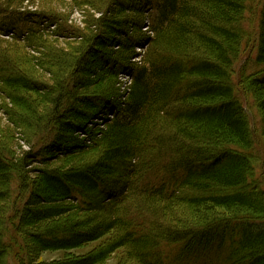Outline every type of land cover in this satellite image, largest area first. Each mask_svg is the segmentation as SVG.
Listing matches in <instances>:
<instances>
[{
    "label": "trees",
    "instance_id": "trees-1",
    "mask_svg": "<svg viewBox=\"0 0 264 264\" xmlns=\"http://www.w3.org/2000/svg\"><path fill=\"white\" fill-rule=\"evenodd\" d=\"M35 1L0 0V122L30 149L17 156L0 129V264L26 263L18 233L41 252L112 235L67 264L119 249L138 264H264V0H73L83 32ZM253 34L256 54L239 69ZM77 133L90 143L66 142ZM48 149L71 157L52 166ZM75 157L82 166L66 170ZM122 175L115 194L108 178Z\"/></svg>",
    "mask_w": 264,
    "mask_h": 264
},
{
    "label": "rangeland",
    "instance_id": "rangeland-1",
    "mask_svg": "<svg viewBox=\"0 0 264 264\" xmlns=\"http://www.w3.org/2000/svg\"><path fill=\"white\" fill-rule=\"evenodd\" d=\"M33 6H34L33 8H30L31 10H37L38 8H52V9L57 10L58 12L63 13L65 15V17L68 18L70 24L75 26L76 28H78L80 31L82 30V32L87 26V24L85 25V23H84V21L86 19L84 13H82L77 8H75V6L73 5V0H38V1L36 0L35 4ZM96 18H98V15H96ZM245 27L247 29H245L244 31H246V30L250 31V34H251V32L253 33V31L255 30L254 25L252 27H250L249 24H246ZM147 35H150V33H148ZM5 39H7V38H5ZM61 41L63 42L64 40H61ZM72 43H73L72 46H74L75 43L74 42H72ZM255 46H256V39H255V34H253V38L251 39V43L249 42L247 44V47L245 50L246 56H244L242 58L241 63L239 64V69H241V66L243 65V63H246L248 60L254 58V56L256 54L255 53V50H256ZM146 47L147 46L143 44L141 49H137L138 56H137V59L135 60L136 62H139V60L142 58V56L144 55V51L146 50ZM40 74L38 73V75H40ZM49 79H50L49 76L45 75V80L48 81ZM119 80L122 83V87H123L122 89L125 90V88L130 83L129 77L122 75V76H120ZM239 83H240V81H239ZM239 94H240V100L242 102L243 107L248 106V107L253 109V111L256 115V122L258 123L260 121V116L257 113L256 104L254 102H252V100L250 99V96L244 92L242 85L240 86ZM117 101L120 102V100H117ZM104 126H105V124L103 123V121L94 120L93 123L87 125V130L91 131L92 133H97L99 128H103ZM1 128L5 129V130L8 129L11 132V136H13V138L9 144V148H11L14 152H16L15 154L17 156L21 157V151H27V150L30 151V149L28 148V146L25 143L24 135L21 134L22 129H18L17 126L12 125L8 121L7 118H4V121L0 122V129ZM257 128H258V125H257ZM14 132H15V134H14ZM98 135H97V138L99 137ZM74 137L77 138L78 141L82 142L84 145L89 144L90 143L89 141L91 140L89 138L90 136L84 135V133H77V134L71 136L70 138H66L65 140H66V142H69V140L74 139ZM256 140H257V144L259 145V149L261 150L262 154L264 155V139L262 141L260 136L256 134ZM4 141H6V140H4ZM60 147L63 148V146H60ZM71 147L72 148L69 150L71 152H74V153H75V151L77 152L78 150H81V148L77 147L76 145L75 146L71 145ZM62 148H59V149H62ZM59 149H54V150L48 149L46 151L44 150V153H42V156H43V154H45L46 157L53 156V158L50 159L47 164L50 163L52 166H60V163L64 159H68V157L69 158L71 157L69 155V153L67 155H62L63 152H60ZM72 161L75 163L77 161V157H75L74 160L71 159V160L67 161L66 163H63L62 164L63 167H66V170H68L72 167L74 168L75 166L76 167L82 166V165H79V162H78V165H75ZM36 163H39V162H36ZM30 168H32L31 170H29L31 172L29 175V177L31 179L30 181H32L34 184V190H37L38 186H36L34 182L39 179L38 169H41V166L37 165V164H32V166ZM112 178H113V176H110L108 178V181L110 180L109 182L112 184L111 187H114V186L116 187V188L114 187L115 194H118V191L121 188L120 187L121 181H123L122 179L124 177L122 175L121 178H118L120 180H118L116 184L113 183L114 181L113 182L111 181ZM100 199L101 198L97 197L96 194H88V196H87V200L93 204H98ZM56 204H57V207L64 209V211L67 213L66 214L67 217L71 218L72 215L77 214L78 209L76 210L75 208H73L75 204L72 203L70 200H63L62 202H58ZM0 205H1V203H0ZM79 215H80L79 218L84 216L83 212H79ZM72 217H74V219L76 218L75 216H72ZM29 233L31 235H39L42 232H40V230H38L36 228H31L29 230ZM18 237L22 241L20 240L19 248L15 249L14 252L16 253L17 256L23 255L26 258L25 264H67L69 262L83 258V257L101 249L107 242L110 241V239L112 238V235H108V236L103 237L102 239L95 241V242H92V243L84 244L80 248L75 249V250H68V251L67 250H58V251H45V252L39 251L40 248L38 247L37 244H35V242L33 241L34 240L33 237H31L29 234H26V237H25L22 234L18 233ZM216 244H217V241L215 242V245ZM18 250H20V251L18 252ZM99 264H138V263L134 260L128 259L125 251L123 249H119V250L115 251L114 253H112L111 255H109L106 260H104L102 263H99Z\"/></svg>",
    "mask_w": 264,
    "mask_h": 264
}]
</instances>
